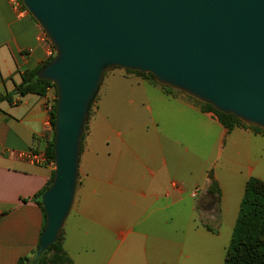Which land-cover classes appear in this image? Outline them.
I'll return each instance as SVG.
<instances>
[{
    "label": "crops",
    "instance_id": "0c3cea01",
    "mask_svg": "<svg viewBox=\"0 0 264 264\" xmlns=\"http://www.w3.org/2000/svg\"><path fill=\"white\" fill-rule=\"evenodd\" d=\"M42 33L20 1L0 0V264L30 256L42 231L32 197L52 167L20 153L44 151L56 91L16 87L48 58ZM97 94L62 228L73 264H223L245 184L264 182V133L228 130L184 92L121 67Z\"/></svg>",
    "mask_w": 264,
    "mask_h": 264
},
{
    "label": "water",
    "instance_id": "95a60500",
    "mask_svg": "<svg viewBox=\"0 0 264 264\" xmlns=\"http://www.w3.org/2000/svg\"><path fill=\"white\" fill-rule=\"evenodd\" d=\"M54 47L36 76L56 90L53 179L32 257L70 212L82 136L104 73L149 72L157 83L264 129V0H19Z\"/></svg>",
    "mask_w": 264,
    "mask_h": 264
},
{
    "label": "trees",
    "instance_id": "16d2710c",
    "mask_svg": "<svg viewBox=\"0 0 264 264\" xmlns=\"http://www.w3.org/2000/svg\"><path fill=\"white\" fill-rule=\"evenodd\" d=\"M52 46V45H51ZM54 49V47L52 46ZM52 56L48 57L42 64L36 68L28 71H24L21 75V82L16 86L19 94L36 93L44 94L48 87L55 86L52 82L40 79L36 76V72L45 65ZM128 72H134L140 74L155 84H159L155 81L154 76L149 72H140L137 70L125 69ZM106 73V72H105ZM104 73V75H105ZM167 91H179L173 89L167 85L159 84ZM56 91V90H55ZM195 103H197L201 109L213 112L218 121L223 124L228 130L235 126H247L256 132L264 133V129L257 126L249 125L236 119L232 114L224 113L216 110L211 104L201 102L189 95ZM97 95L94 98L96 100ZM9 99L8 95L0 94V101ZM93 101V103H94ZM56 98L50 112V125L51 133L45 139L44 152L48 157V160H54L53 154V123H54V111H55ZM92 103V105H93ZM92 105L89 110V115L92 109ZM89 118V116H88ZM87 122L85 125V130ZM84 130V131H85ZM84 136V133H83ZM82 136V139H83ZM211 182L208 187V192L219 196V188L216 181L209 173ZM53 179V167L48 182L38 191L32 198L40 206L43 213L42 229L45 223V215L41 205V194L50 185ZM38 243L36 248L38 247ZM36 248L31 252V255H25L19 257L17 264H31L32 257L35 254ZM36 264H73L72 259L63 247V233H61L58 239L51 244L40 256ZM223 264H264V182L256 177H250L244 187V192L240 201L237 218L231 233L230 241L226 247Z\"/></svg>",
    "mask_w": 264,
    "mask_h": 264
},
{
    "label": "built area",
    "instance_id": "2783aa9c",
    "mask_svg": "<svg viewBox=\"0 0 264 264\" xmlns=\"http://www.w3.org/2000/svg\"><path fill=\"white\" fill-rule=\"evenodd\" d=\"M16 1H19V0H16ZM40 40L41 41H45V42H48L50 44V49L48 50V57L50 56H53L54 54V49L52 48L51 46V43L48 41L45 33L43 32L40 36ZM20 154H23L25 156H27L29 159L35 161V162H38V163H44V164H47V165H50L51 167H53V164H54V160H48V157L47 155L45 154L44 151H27L26 153H20Z\"/></svg>",
    "mask_w": 264,
    "mask_h": 264
},
{
    "label": "rangeland",
    "instance_id": "374dc122",
    "mask_svg": "<svg viewBox=\"0 0 264 264\" xmlns=\"http://www.w3.org/2000/svg\"><path fill=\"white\" fill-rule=\"evenodd\" d=\"M115 67H117V66H115ZM112 69V68H111ZM110 70V69H109ZM98 95V94H97ZM94 104H95V101H94V103H93V105H92V109H93V107H94ZM87 122H88V120H87Z\"/></svg>",
    "mask_w": 264,
    "mask_h": 264
}]
</instances>
